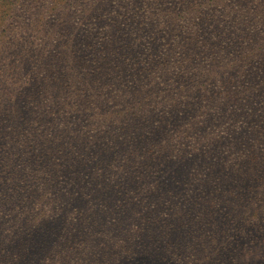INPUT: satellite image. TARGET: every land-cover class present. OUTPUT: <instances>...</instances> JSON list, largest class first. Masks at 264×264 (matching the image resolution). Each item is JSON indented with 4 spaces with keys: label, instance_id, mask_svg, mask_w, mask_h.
Returning <instances> with one entry per match:
<instances>
[{
    "label": "trees",
    "instance_id": "1",
    "mask_svg": "<svg viewBox=\"0 0 264 264\" xmlns=\"http://www.w3.org/2000/svg\"><path fill=\"white\" fill-rule=\"evenodd\" d=\"M90 4L0 0V264L264 261V0Z\"/></svg>",
    "mask_w": 264,
    "mask_h": 264
},
{
    "label": "rangeland",
    "instance_id": "2",
    "mask_svg": "<svg viewBox=\"0 0 264 264\" xmlns=\"http://www.w3.org/2000/svg\"><path fill=\"white\" fill-rule=\"evenodd\" d=\"M85 1L87 2V6H89V4L92 2L91 0H85ZM100 2H101V0H96V1L92 2V4H90V5H93V7H96L97 4L100 3ZM256 142H253L252 144L255 145ZM231 153H232L231 155L227 156L229 167L235 166L238 161H240L242 164H244V162L246 161L245 159H246L247 155H249V153H250V150L249 149H244L241 152V155H240L239 151H236V152L234 151V152H231ZM224 169H226V167ZM221 170H223L221 167H218L216 169V171H213L212 168H203L201 170H196L195 169L194 172L192 173L193 175L190 176L191 177V181H192L193 185H195L197 183H200L203 179H206V178H209V179H211L213 181H216L217 179L222 177V174L220 173ZM263 172H264V163L261 166V173H263ZM179 173H176V174L173 173L168 179L170 181H173V180L176 179L177 182L181 181V183L185 184L184 182H185L187 176H185L181 172H179ZM210 183L211 184H207L205 186L204 192L208 193L209 197H211V198L213 197L214 201L218 204V206L220 204V206L222 208V205H224V203L221 200V194L219 193V189H223V183L222 184H214L213 182H210ZM239 192H242V191L238 190V193ZM229 196H230V198H232V192L229 193ZM241 202L244 204L243 200ZM234 228H235V226H232L229 229L231 234L235 233ZM162 239H163V236H162L161 232H159L156 229V227H154V228H152L150 230L149 234L147 235L146 239L144 240V246L145 247H150L152 251H156L159 248V246H160L158 241H162ZM179 253H181V252L179 251ZM250 258L251 257H248V259H250ZM239 260H240L241 264L244 263L243 261H241V257L239 258ZM240 262H239V264H240ZM256 264H264V261H262L260 263L257 261Z\"/></svg>",
    "mask_w": 264,
    "mask_h": 264
}]
</instances>
